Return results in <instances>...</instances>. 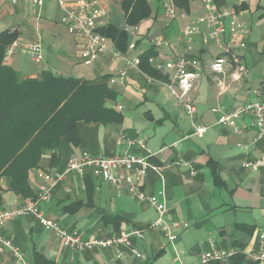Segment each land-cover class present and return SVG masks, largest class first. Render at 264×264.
Returning a JSON list of instances; mask_svg holds the SVG:
<instances>
[{"label":"crops","instance_id":"obj_1","mask_svg":"<svg viewBox=\"0 0 264 264\" xmlns=\"http://www.w3.org/2000/svg\"><path fill=\"white\" fill-rule=\"evenodd\" d=\"M52 3L34 8L29 0H7L0 4V20L22 13L23 20L29 17L35 21V34L29 35L26 42L40 41L44 55L50 51L63 52L64 58L61 57L54 68L60 75L73 76L74 56L82 63L81 45L61 24V12L56 4L59 18L51 16V13L54 14ZM153 8L159 9L160 13L157 16L154 14L145 26L148 33L145 34V30L133 41L129 37V45L135 44L136 48L128 54V58L133 59L154 47L155 67L162 65L169 72L165 82L170 80L173 63L180 53L199 60L200 77L193 99L198 111L197 122L207 127L206 133L202 136L194 134L190 120L162 81L152 79L142 71L129 69L125 86L111 85L118 97L116 103L109 105L121 112L123 121L83 128L85 143L73 155L83 151L108 157L120 154L124 147L118 145V140L123 135L142 139L155 152L163 149L156 162L171 163L165 173V190L169 217L179 223L175 232L177 238L171 243L165 232L149 228L157 218L150 205L133 200L128 192L118 198L112 185L93 175L81 180L72 174L53 190L50 202L41 203L47 217L69 231L79 232L85 240H104L124 230H141L144 237L139 239L134 236L131 241L142 257L136 258L131 250L117 247L73 253L52 231L29 216L8 223L0 233L24 253L30 264H198L200 254L212 247L220 250L244 249L246 252H257L259 249L260 232L264 230V168L255 172L245 170L241 165L247 160L261 161L264 140L253 143L257 129L250 118L236 120L240 133L231 126L219 124L218 120L224 113L239 110L249 101H264V80L259 78L260 75L253 76L251 73L253 65L264 62V41L257 33L252 38L258 27L264 25V0H248L243 4L235 0L227 2L222 10L234 9L250 34L232 35L229 31L231 19L227 18L226 31L221 34L223 48L208 37L205 27L192 44L180 37L184 25L202 16L204 5L202 12L197 11L195 15L191 14L192 10L186 13L178 9L173 22L163 16L159 2H155ZM100 9L106 12L99 18L104 21L105 27L116 25L113 18L115 10L123 14L126 22L121 1L100 0ZM253 24L257 26L253 27ZM18 30L21 39L23 33ZM156 37H163L170 46H154ZM108 39L111 47L116 48L114 41ZM254 40H259L256 41L259 43L256 48L252 47ZM242 42L247 45L244 49L239 46ZM189 46H192V51H189ZM228 50L244 57L248 68L244 78H233L234 65L231 61L224 65L226 75L223 78L211 72L212 62L218 56H230ZM11 63L14 61L11 60ZM126 65L125 61L114 59L108 52H102L98 60L100 76L104 73L112 75L115 67ZM37 75L31 74L34 77ZM256 82L260 83L258 88H254ZM119 105L122 110L118 109ZM239 143H243L245 149H240ZM125 149L145 154L139 147ZM50 156L51 152L47 151L43 170L49 171ZM180 158L190 162L192 168L179 164ZM67 162L66 158L64 165L54 169L63 170ZM192 169L195 175L191 173ZM75 180L79 181L78 186L74 185ZM30 184L34 196L25 198L10 190V179H3L0 211L36 201L41 184L37 172L31 174ZM142 190L149 195L159 191V180L154 172L146 176ZM72 203L81 204H77L76 212L66 211L65 208ZM15 260L9 252L0 253V264H15Z\"/></svg>","mask_w":264,"mask_h":264},{"label":"built area","instance_id":"obj_2","mask_svg":"<svg viewBox=\"0 0 264 264\" xmlns=\"http://www.w3.org/2000/svg\"><path fill=\"white\" fill-rule=\"evenodd\" d=\"M7 0H0V4ZM11 2L27 1V0H8ZM34 8H42L47 2L55 3L60 12V22L67 29V33L81 45V59L85 66H91L100 59L102 52L110 53L114 59H120L126 62L123 68L115 67L110 78L111 85L125 86L127 81L128 70L142 71L140 69V57L133 59L128 58V54L133 53L135 44L129 45L127 52L123 53L116 48L111 47L107 36L100 32L105 27V23L99 18L106 14L100 9V0H29ZM112 1V0H109ZM158 1L161 5L163 16L173 22L177 18L178 8L174 0H147L149 4ZM204 5L202 16L195 22H189L184 25L181 31V39H185L189 44L194 42L197 35L201 33L202 27L208 30V37L215 41L217 45L223 48L221 34L226 31L225 20L230 17L231 24L229 31L232 35L249 36V30L246 25L238 19L234 9L222 10L216 7L214 0H201ZM229 1V0H227ZM239 4H243L248 0H235ZM131 27L127 26V31ZM137 28V27H133ZM154 46L163 47L170 46L168 41L163 37H156L153 41ZM19 40L12 43L7 49L6 59L10 58L19 48ZM240 48H246V43H240ZM23 49L29 54L31 60L35 63H42L45 60L44 48L40 41L26 42ZM189 46V51H192ZM230 56H218L210 65L211 72L216 77L223 78L226 73L224 69L225 63L231 61L234 65L232 76L235 80L242 79L248 72L244 57L228 50ZM150 62L155 63V58H151ZM200 62L197 59L187 58L184 53H180L173 63V72L168 82H162L166 85L171 94L176 98L178 105L184 112L185 116L190 120L194 129V134L202 136L206 133L207 127L197 122V107L194 103L193 93L197 90ZM157 69L163 75H169L168 71L162 65H158ZM122 110V106H118ZM250 118L257 129V136L253 139V143L264 140V101L254 100L246 103L239 110L224 113L218 120L221 125H228L240 133L236 126L237 119ZM118 145L124 147L120 154L108 157L104 154H93L89 151H83L70 157L67 165L63 170H40L37 177L40 180V190L38 198L32 203H26L21 206L13 207L0 211V230L8 223L32 216L40 222V224L48 231H52L55 237L61 241L62 245L70 249L73 253L84 252L94 248H126L131 250L136 258H141L140 252L133 246L132 237L142 239L144 237L141 230L121 231L109 239L104 240H85L77 231H69L59 222L47 217L46 213L41 209L42 202H50L53 197V190L65 181L68 175H76L84 180L88 175L103 179L113 186L116 190L117 197L120 198L125 192L129 196L140 203L150 205L157 213L156 220L149 225V228L161 230L165 232L171 243H174L177 236L175 234L179 223L172 221L169 217V208L166 199L165 190V173L171 167V163H157L156 160L163 149L155 152L147 147L142 139H131L127 136H121ZM125 147H139L145 154L133 153ZM240 149H245L243 143H239ZM179 164L189 169L192 168L190 162L179 159ZM241 167L245 170L260 171L264 168V152L261 161H245ZM154 172L159 180V191L156 194H147L142 190L144 179L150 173ZM193 175L196 172L192 169ZM236 249L220 250L212 247L211 250L203 251L200 254L198 264H210L213 261H229L237 252ZM9 252L16 258L15 264H30L24 253L14 245V243L0 233V253ZM248 256L264 264V230L260 232L259 249L257 252H246Z\"/></svg>","mask_w":264,"mask_h":264},{"label":"trees","instance_id":"obj_3","mask_svg":"<svg viewBox=\"0 0 264 264\" xmlns=\"http://www.w3.org/2000/svg\"><path fill=\"white\" fill-rule=\"evenodd\" d=\"M174 2L178 9L191 12L190 0ZM227 2L214 0L219 9ZM122 10L130 27H138L144 20L160 13L147 0H122ZM100 31L114 41L118 51L127 52V31L116 25H108ZM20 36L18 29H6L0 33V203L4 192L3 179H10V190L17 195L33 197L31 174L43 170L47 151L51 152L48 170L64 165L62 160H69L85 143L83 128L123 121L121 112L109 105L116 103L118 97L109 82L111 74L87 79L63 76L45 69L36 77L23 76L8 64L7 49ZM155 55L154 47L139 55L140 69L152 79L165 82L166 76L150 62ZM77 204L81 203H72L65 210L76 212ZM237 250L229 261L210 264H260L244 249Z\"/></svg>","mask_w":264,"mask_h":264},{"label":"rangeland","instance_id":"obj_4","mask_svg":"<svg viewBox=\"0 0 264 264\" xmlns=\"http://www.w3.org/2000/svg\"><path fill=\"white\" fill-rule=\"evenodd\" d=\"M119 1H121V4H122V0H119ZM190 1H191V7H192V9H191L192 15L197 14V11L202 12L203 4H202L201 0H190ZM155 2H158V1H155ZM155 2L152 4L153 6H155ZM52 7H53L54 14L51 13L52 14L51 16L55 15L58 19L59 18V12H58V9H57L55 3H52ZM114 7H116V6H114ZM51 12H52V10H51ZM32 16H35V14H32ZM113 18H114V22H116V26L118 28H120L121 30L127 29L128 25L126 24V22L124 20L123 14L119 10L114 11ZM149 19L147 21L142 22L138 26V28H133V27L130 28L128 33H129V37H130L131 41L134 40L135 36L139 35L140 33L145 32V30L147 29V28L145 29V26H147L148 22H151V19L150 20ZM34 25H35V21H31V18H29V17H26L25 20H23L22 13H19L15 16H8V17L0 20V33L6 29H14V28L20 29L23 33L21 39H19V44H20L19 48L15 51V53L10 58L6 59V62L10 63V65L12 67H14L16 70H18L23 76H31V74H34V73L39 74L42 70H45V69L52 70L53 72L59 74L58 73L59 71L57 69H55L54 66L57 65L59 60L61 59V57L64 56L63 52H61V51H59V52H56V51L45 52L44 62L35 63L31 60L29 54L23 49V45H25L27 37L29 35L34 36V34H35L34 30H33ZM255 26H257V25L253 24V27H255ZM128 27H130V26H128ZM147 33L148 32L146 30L145 34H147ZM256 33L258 36H260V40L264 41V25L258 27V30L255 31V35H252V38H254V36H256ZM256 41H259V40H254L251 42L253 48H256L259 46V43H256ZM251 43H249V45H251ZM58 46H60V45H58ZM11 60H13L14 63H11ZM73 60L75 61V64H74L75 66L72 67L74 69L71 73L73 76H76V77L80 76V77H84V78L88 79V78H97L102 74V73H100L101 71L99 70L100 66H98V61L95 62L91 66H85V65H82L80 60H77V59L75 60V56H74ZM253 66H255V67H252V71H251L253 76L260 75L259 78L264 80V62H260V63L257 62L256 65H253ZM75 68H76V70H75ZM104 74H107V73H104ZM259 82H256L254 84V88H258V86L260 84ZM62 162H63L62 164H64L63 160H62ZM54 168H57V167H54ZM54 168H52L51 170H57ZM79 184H80L79 181L75 180L74 185L78 186ZM151 213L154 214L153 211H151Z\"/></svg>","mask_w":264,"mask_h":264}]
</instances>
